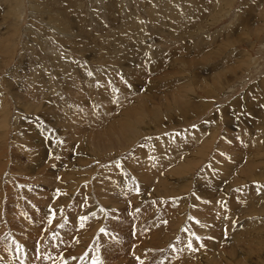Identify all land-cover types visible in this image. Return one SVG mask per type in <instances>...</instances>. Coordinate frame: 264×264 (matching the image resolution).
Wrapping results in <instances>:
<instances>
[{"label":"rangeland","instance_id":"rangeland-1","mask_svg":"<svg viewBox=\"0 0 264 264\" xmlns=\"http://www.w3.org/2000/svg\"><path fill=\"white\" fill-rule=\"evenodd\" d=\"M262 81L264 0H0V264H213L230 248L264 264V241L231 239L264 194ZM209 134L200 163L159 182Z\"/></svg>","mask_w":264,"mask_h":264},{"label":"bare ground","instance_id":"bare-ground-1","mask_svg":"<svg viewBox=\"0 0 264 264\" xmlns=\"http://www.w3.org/2000/svg\"><path fill=\"white\" fill-rule=\"evenodd\" d=\"M209 12V11H208ZM161 24V23H160ZM179 34V33H178ZM262 83L264 84V81H262ZM181 84V83H180ZM183 87V86H182ZM148 92V91H147ZM131 97V96H130ZM184 97V96H183ZM187 97V96H186ZM143 98H145V97H143ZM185 98V97H184ZM187 98H189V97H187ZM133 99V98H132ZM190 99H191V97H190ZM138 100H141V98L139 99L138 98ZM182 100V98H180V99H178V98H176L175 100H173L172 102V105L174 104L175 105V110L177 109L179 112H180V114L181 115H184V114H186L187 112V114H186V116L187 115H193L194 113L196 114V111L197 110H194V111H190L189 112V110H191V109H196L197 108V106H196V104H194L193 102L194 101H190V100H185L184 99V101H181ZM190 101V102H189ZM258 101V100H257ZM141 103L142 102H145V101H140ZM139 102V103H140ZM148 102V101H147ZM134 103V102H133ZM140 105H142V107H138V109H133V110H130V111H127V109H125L126 110V115L124 116V117H122V119L123 120H121L119 123H118V125L116 126V127H111V129H113L114 130V132H116V133H118V137L119 138H117V139H115V141H114V143L115 142H117L118 140H120L121 138H124V139H126L127 137L125 136L126 134H130V133H133V129H134V127H135V125H136V123L138 122V119L137 118H135V119H133V120H131L133 117H134V115H140V114H142L145 110H144V108H143V104H140ZM170 105H171V103H170ZM257 105V102H255V105L254 106H256ZM231 106V105H230ZM261 106H262V104H261ZM126 107V106H125ZM124 108V107H123ZM132 108V107H131ZM130 108V109H131ZM155 108H157V107H155ZM154 108V109H155ZM119 109V108H118ZM121 109H122V107H121ZM120 109V110H121ZM129 109V108H128ZM149 110H150V108H149ZM156 110V109H155ZM168 110H172V108L171 107H168ZM148 111V110H147ZM119 112V111H118ZM122 112V111H121ZM192 112V113H191ZM170 113V112H169ZM123 114H125V111L123 112ZM263 115H257V121H256V119L255 118H253L252 119V122L253 123H258V125H259V128H256L257 129V131L258 132H264V112L262 113ZM120 116H122V115H120ZM119 116V117H120ZM6 118V117H5ZM168 119V118H167ZM244 119V118H243ZM110 120V119H109ZM113 120V119H112ZM160 120V119H159ZM158 120V121H159ZM245 121H247V122H249V120L248 119H245ZM4 122V115H1L0 114V123H3ZM111 122V121H110ZM163 123V122H162ZM159 124V123H158ZM255 124V125H256ZM254 125V126H255ZM212 129V128H211ZM239 129V128H238ZM191 131V130H190ZM135 132V131H134ZM102 134V133H101ZM107 133H105V134H103V135H97L98 137H100V138H102V140L104 141L106 138H108L109 137V134L106 136V137H104L105 135H106ZM136 134V133H135ZM133 136H134V134H132ZM127 136H130V135H127ZM230 138H232L233 137V134H232V132H231V134L230 135H228ZM126 137V138H125ZM212 137H213V134H209L208 136H206L201 142H200V144L199 145H197V146H192V148H190V149H188V152L186 153V155L182 158V160H179L178 161V163L174 166V167H172V168H169V169H166L164 172H163V174H164V177L166 176V178L167 179H161V180H159V182H162V183H164V182H167L170 178H171V176H173L174 174H180V173H182L181 172V170L183 169V172H185V171H189L193 166H195V164L196 163H200L201 161L200 160H202V157L204 156V155H208V152H209V149L210 148H212L211 147V141H212ZM104 138V139H103ZM91 139V138H90ZM124 139H122V140H124ZM121 140V141H122ZM128 141H129V139H127V140H125V141H123V142H118L119 144H117L118 146H117V149H121L122 147H124V146H126L127 145V143H128ZM179 142V141H178ZM98 144L96 145V146H99V144H100V146H103L102 145V143H100V142H97ZM176 143H177V141H176ZM129 144V143H128ZM213 144V143H212ZM131 146V145H130ZM175 146H177V148H178V145L177 144H175ZM177 148L176 149H174L173 147H171V148H169V152H170V150H173L174 152H176V150H177ZM216 148V147H215ZM233 149V148H232ZM264 149H262V150H260V151H258V152H256V153H254V154H258V155H260V156H257V157H255L254 159H255V161L253 160V162L254 163H257V162H264ZM171 153V152H170ZM169 153V154H170ZM253 154V155H254ZM215 157V156H214ZM250 158H252L253 159V156L252 157H250ZM164 159V158H163ZM217 159H215V158H212L211 159V162L210 163H216L215 161H216ZM165 161V160H164ZM166 162H168V161H165V162H163L164 164L163 165H166L165 163ZM217 162H219V159L217 160ZM221 162V161H220ZM235 162V161H234ZM226 163V162H225ZM230 163V162H229ZM173 164V163H172ZM216 165V164H215ZM221 165V164H220ZM232 165H233V163H232ZM260 165H263V164H260ZM225 167H227V168H229V169H232V176L235 178V176L237 175L236 173H235V170H234V165L233 166H228V163H227V165H224ZM248 166H249V162H246V169H245V171H246V173H250L251 174V171L252 170H254L256 167H258V164H255L254 165V168L252 167V168H250L249 170H248ZM160 167V166H159ZM162 168L164 167V166H161ZM198 167V166H197ZM196 169V168H195ZM160 171V170H159ZM162 171V170H161ZM245 173V174H246ZM254 173V172H253ZM254 174H256L255 176H254V178L253 179H256V180H258V182L260 181L259 180V178L260 177H264V173H254ZM62 175V174H61ZM252 175V174H251ZM238 176V175H237ZM236 176V177H237ZM240 176V178L242 179V180H246L247 181V183H248V181L249 180H251V178L249 177V176H247V175H244V174H241V175H239ZM260 176V177H259ZM232 177V178H233ZM232 179V182H231V180L229 179L228 180V184H227V187H232L233 185H235V184H237V182H235V179ZM262 180V179H261ZM237 181V180H236ZM238 181H241V180H239L238 179ZM251 181H253V180H251ZM250 182V181H249ZM228 190V189H227ZM247 190V189H246ZM166 191H168V192H170L169 191V189H167V187H163V189H162V193H165ZM236 191V190H235ZM254 191V190H253ZM3 192V191H2ZM167 192V193H168ZM237 192V191H236ZM4 193V192H3ZM264 194H263V192L261 191V194H259V195H257L256 194V192L254 191V192H252V195H251V199H250V201L247 203V205L243 208V210L241 211V214L239 215V219L241 218V222H243V232L241 233L242 235H240V234H236V235H232L231 236V239L232 240H236V241H248L247 243H245V244H247V245H249V247H251L252 246V243H257V242H261V241H264V240H260V241H258V239L257 240H252V239H254V238H256V236H254V235H252L251 233H255L256 231H258L257 229H254L253 228V226H254V224L257 222V218L255 217V216H261V215H264V205L263 204H261V203H263L264 202ZM105 202V201H104ZM131 206V205H130ZM259 207V208H258ZM96 210V209H95ZM248 218H250V219H248ZM4 219V218H3ZM13 223V222H12ZM176 226V223H170V230L172 229V228H174ZM239 226H241L242 227V225L240 224ZM49 227V226H48ZM2 228V227H1ZM15 228V227H14ZM16 229V228H15ZM1 232V231H0ZM4 231H2V233H3ZM82 232V231H81ZM260 232V231H259ZM244 234V235H243ZM160 235H162V236H160ZM160 239H162V237L163 238H166V239H168L169 238V234L167 233L165 236H163L164 234L161 232L160 233ZM157 237V236H156ZM159 238V237H158ZM261 238V237H260ZM158 243L160 242V240L159 239H157V238H154ZM263 239H264V237H263ZM159 240V241H158ZM163 240V239H162ZM165 241V240H164ZM88 243V242H87ZM98 243V242H97ZM161 243V242H160ZM162 244V243H161ZM261 246H259L258 247V245H257V247L255 246V248L256 249H260V248H262V246H263V244H260ZM80 246H81V244H80ZM29 247V246H28ZM83 248H84V246H83ZM255 248H254V250L253 251H255ZM213 249V248H212ZM231 249V252H229V254L228 255H226L225 254V256H224V254H220V258H221V260L219 261V262H214V261H212V263L213 264H246V261H247V259H248V261L250 260V258H249V254L247 255V253H246V251H244L245 252V255L243 256V258L241 259V260H239V261H237L236 262V259L235 258H238V256H237V254H236V252L238 251H236V249H232V248H230ZM74 250V249H73ZM214 250V249H213ZM78 251V250H77ZM262 251V250H261ZM71 252V251H70ZM260 252V251H259ZM257 255V254H256ZM259 256V255H258ZM212 259H215V258H212ZM227 261V262H226ZM187 262V261H186ZM203 262H205V261H203ZM210 262V261H209Z\"/></svg>","mask_w":264,"mask_h":264},{"label":"snow or ice","instance_id":"snow-or-ice-1","mask_svg":"<svg viewBox=\"0 0 264 264\" xmlns=\"http://www.w3.org/2000/svg\"><path fill=\"white\" fill-rule=\"evenodd\" d=\"M89 75H91V73H89ZM81 219H83V217H81ZM189 247H191V245H189ZM94 264H99V261L94 260Z\"/></svg>","mask_w":264,"mask_h":264},{"label":"crops","instance_id":"crops-1","mask_svg":"<svg viewBox=\"0 0 264 264\" xmlns=\"http://www.w3.org/2000/svg\"><path fill=\"white\" fill-rule=\"evenodd\" d=\"M196 133V135H197V132H195Z\"/></svg>","mask_w":264,"mask_h":264}]
</instances>
